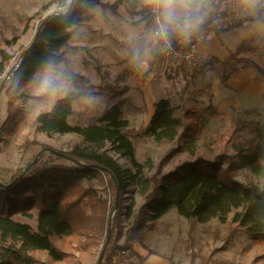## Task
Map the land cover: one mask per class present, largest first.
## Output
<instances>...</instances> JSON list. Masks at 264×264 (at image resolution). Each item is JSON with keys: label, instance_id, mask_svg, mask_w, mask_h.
<instances>
[{"label": "trees", "instance_id": "obj_1", "mask_svg": "<svg viewBox=\"0 0 264 264\" xmlns=\"http://www.w3.org/2000/svg\"><path fill=\"white\" fill-rule=\"evenodd\" d=\"M79 3L80 0H73L71 4L67 0H52L49 4L68 7L67 19L74 23L80 17ZM65 19L57 12L40 21L43 22L38 27L34 47L25 55L30 44L26 46L21 62L8 70L11 94L18 92L20 82L30 81L37 66L49 57L65 61L61 49L70 40ZM231 28V23L226 24L223 31ZM181 49L186 51L188 48ZM247 51L243 47L236 49L228 60L221 63L223 82L236 71L235 68L224 69L230 63L242 68L252 67L264 78V68L242 56ZM0 55L3 57L2 64H5L9 56L3 52ZM178 69H181L182 78L187 83L190 77L188 71L180 62ZM208 109L213 111L210 107L202 112L189 110L184 104L178 106L169 99H160L155 102L154 113L143 132L155 143H170L174 139L180 141L182 137L190 143L197 138L201 125L206 122L204 114ZM71 114L72 99L66 96L58 100L50 111L38 114L35 124L47 136L76 134L82 138L83 144L64 152L41 150L16 170L7 182L0 180V264H36L32 256L36 251L47 252L51 262L65 260L66 253L54 245L53 239L79 235L93 242L98 234L107 230L108 214L113 210L117 190L120 197L111 219V235L119 227L122 194L142 172L132 142L124 132L128 123L120 119L121 106L114 105L98 118V123L86 127L70 125L68 118ZM185 118L190 120L188 124H185ZM25 120L26 114L21 108L15 106L8 110L4 122L0 124V141L10 138ZM243 126L246 127L247 123H235L228 141L231 153L221 154L214 160L196 157L165 174L152 177V186L139 208L134 212L129 206L122 213L131 218L124 233L123 245L111 242V237L105 244L106 238H103L97 260L103 252L101 264H110L115 250L132 248L130 240L152 254L144 245L145 234L171 210L185 219H195L200 223L220 218L232 227L230 234L240 232L252 240L264 241V113L255 123L250 139L236 136ZM183 149L178 144L172 152ZM109 152L126 159L129 169H123ZM239 169L255 174L260 184L237 181L235 173ZM94 180L105 184L108 198L99 195L91 185ZM232 212V217L226 220ZM17 217L27 220L21 221ZM132 256L138 259V264L144 261L137 253L133 252Z\"/></svg>", "mask_w": 264, "mask_h": 264}, {"label": "rangeland", "instance_id": "obj_2", "mask_svg": "<svg viewBox=\"0 0 264 264\" xmlns=\"http://www.w3.org/2000/svg\"><path fill=\"white\" fill-rule=\"evenodd\" d=\"M51 1L0 0V53L9 56V60L2 64L3 57L0 55L2 64L0 124L4 122L7 111L15 106L26 114V120L18 130L6 141L3 139L0 141V180L4 182H7L16 170L27 164L41 150L64 152L83 144L82 138L73 133L47 136L38 130L35 124L37 115L34 114V108L29 103L34 100L27 87L31 80L20 82L18 92L10 93V78L7 74L9 68L21 62L23 50L31 45L39 25L43 22L40 21L59 12L58 9L64 8L49 4ZM89 3L98 5L102 10L101 14L79 13L80 17L74 23L82 26L84 30L77 39H70L61 49L65 57L64 62L69 65L73 77L71 90L67 95L72 99V114L68 118V123L72 126L86 127L98 123V118L114 105L121 106L120 119L128 123L124 132L132 142L136 161L142 166L141 174L130 182L122 194L119 227L115 234H110L111 242L123 245L124 233L131 218H126L122 213L129 206L134 212L139 208L143 197L152 186V177L165 174L196 157L214 160L221 154L231 153L228 141L235 129V123L237 121L247 123L246 127L240 128L236 136L244 140L250 139L253 136L255 123L264 113V97L263 100L257 98L254 101L253 96L244 95L241 99L242 93L232 91L231 98H224L219 101L220 105L215 106L212 94L213 82L217 80L223 85L225 82L222 81L223 65L217 63L214 58L209 59L211 67L199 56L200 66L197 70L189 71L183 66L190 76L187 83L182 78L181 69H178L179 62L181 64L182 62L172 57L160 56L146 72L135 71L122 55L123 23L131 22L139 15V9L132 0H89ZM78 5L80 10V3ZM54 9L57 11H53ZM248 52L249 50L242 56L264 68V54L250 57ZM213 67H217L216 75L212 72ZM231 68L238 71L252 67H237L233 63L224 66L226 71ZM208 71H211V74H207ZM250 77L252 74L246 75L244 79ZM158 80L162 83L160 88L166 94L165 99H169L172 104L178 106L184 104L189 110L197 109L199 112L207 107L213 109L214 112L208 109L209 111L204 114L206 122L201 125L197 138L190 143H186L183 137L179 139L180 141L174 139L170 143H155L143 132L149 124L147 105L145 104L141 110H136L131 99L124 98L127 89L140 90L135 84L144 86L148 81L151 83L159 82ZM128 81L131 82L127 83ZM189 122L190 120L185 118V124ZM181 131L180 128L179 133ZM178 144L184 149L173 153L172 150ZM109 154L123 169H129L126 159L112 152ZM53 162L60 161L53 160ZM131 171L135 173L134 169ZM235 179L241 183L249 181L260 184L255 174L243 169L236 170ZM91 185L99 195L108 198V191L101 180H94ZM34 212L35 210L32 211ZM108 215V224L110 222L111 225L114 211H109ZM232 215L233 212L226 220ZM17 219L27 220L19 217ZM231 228L220 218L200 223L195 219H185L175 210H171L155 223L154 228L146 232L143 242L149 250L151 247L152 252L165 257L168 264H264V241L252 240L240 232L230 234ZM107 230L98 234L93 242H88L79 235L63 239L54 238V245L67 255L63 261L51 262L45 251H36L32 256L37 261L36 264H95L102 247L101 241L106 238ZM129 245L131 249H117L112 254L117 255L123 251L124 254L120 255L121 260L132 259L138 264V259L132 256L133 252L135 253L133 246L146 249L131 240ZM141 264H144L143 260Z\"/></svg>", "mask_w": 264, "mask_h": 264}, {"label": "clouds", "instance_id": "obj_3", "mask_svg": "<svg viewBox=\"0 0 264 264\" xmlns=\"http://www.w3.org/2000/svg\"><path fill=\"white\" fill-rule=\"evenodd\" d=\"M139 9L131 22L123 23L122 55L135 71L146 72L160 56L176 54L181 48H208L215 31L226 37L234 49L264 54V0H132ZM71 4V0H68ZM53 11H57L54 9ZM65 17L70 39L84 30L67 19L69 8L58 9ZM102 10L89 0H80V13L96 15ZM232 28L225 32L226 24ZM72 72L64 60L49 57L35 69L27 84L34 114L50 111L71 90Z\"/></svg>", "mask_w": 264, "mask_h": 264}, {"label": "crops", "instance_id": "obj_4", "mask_svg": "<svg viewBox=\"0 0 264 264\" xmlns=\"http://www.w3.org/2000/svg\"><path fill=\"white\" fill-rule=\"evenodd\" d=\"M106 30H108L107 26ZM110 29V28H109ZM92 30L95 31L92 27ZM227 32V31H226ZM198 56L209 64L211 67V63H209V59L214 58L217 63H223L228 60L233 52L236 51L233 47L229 45L226 37L219 34H214L213 40L211 42L210 47L208 48H196ZM214 68V67H213ZM217 68V67H215ZM215 68L212 72L216 75L217 71ZM252 72V73H251ZM207 74H211V71H208ZM252 74V77L244 79L246 75ZM189 79V77H188ZM159 82H151L148 81L144 84V86H135L140 87L138 91L137 88H129L124 94V98H130L131 102H133V106L136 110H141L145 104L147 105V109L149 110V121L154 113V104L160 99H165L166 94L160 88L161 81ZM131 81H128L129 83ZM212 94H213V104L220 105L219 101L224 98H231L232 91H239L241 94V99L245 96H253L254 101L257 98L262 99L264 97V78L258 75L253 68L243 69L234 71L226 80L225 84H221L217 80H214L212 85ZM245 89V90H244ZM263 100V99H262ZM264 107V105H263ZM148 121V123H149ZM148 125V124H147ZM121 244V243H119ZM150 245V244H149ZM133 250L139 256L144 258V264H168L165 257L155 254H149L147 250H144L140 246H133ZM150 250L153 249L150 247ZM135 259V257H133ZM121 264H135L132 259H128L127 261H123Z\"/></svg>", "mask_w": 264, "mask_h": 264}, {"label": "built area", "instance_id": "obj_5", "mask_svg": "<svg viewBox=\"0 0 264 264\" xmlns=\"http://www.w3.org/2000/svg\"><path fill=\"white\" fill-rule=\"evenodd\" d=\"M164 58L172 57L178 61H181L183 66L191 71V70H197L199 68L198 63V54L196 48H188L186 51H183L180 47L177 46L176 48V54L173 55H167L163 56ZM124 252L120 251L117 253V255H113L110 259V264H121L122 260L120 259V255H123Z\"/></svg>", "mask_w": 264, "mask_h": 264}, {"label": "water", "instance_id": "obj_6", "mask_svg": "<svg viewBox=\"0 0 264 264\" xmlns=\"http://www.w3.org/2000/svg\"><path fill=\"white\" fill-rule=\"evenodd\" d=\"M37 37H38V31H37V34L35 35L32 43H31V45L29 46L28 50L26 51L25 55L34 47V45H35V43L37 41ZM25 170H27V169H25ZM25 170H24V172H25ZM118 199H119V192L117 190V192H116V200H115V204H114V207H113V211H114L115 207L118 205ZM109 225H110V222L108 224V230H107V234H106L105 244H108L109 240H110L111 231H110ZM102 259H103V252H101L96 264H101Z\"/></svg>", "mask_w": 264, "mask_h": 264}]
</instances>
